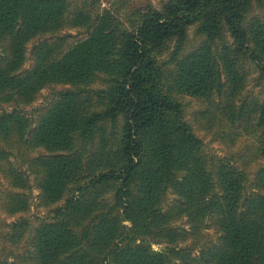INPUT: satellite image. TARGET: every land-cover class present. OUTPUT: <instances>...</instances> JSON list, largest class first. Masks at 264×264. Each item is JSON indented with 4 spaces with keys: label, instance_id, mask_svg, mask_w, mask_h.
<instances>
[{
    "label": "trees",
    "instance_id": "1",
    "mask_svg": "<svg viewBox=\"0 0 264 264\" xmlns=\"http://www.w3.org/2000/svg\"><path fill=\"white\" fill-rule=\"evenodd\" d=\"M119 2L0 0V264H264V0Z\"/></svg>",
    "mask_w": 264,
    "mask_h": 264
},
{
    "label": "rangeland",
    "instance_id": "2",
    "mask_svg": "<svg viewBox=\"0 0 264 264\" xmlns=\"http://www.w3.org/2000/svg\"><path fill=\"white\" fill-rule=\"evenodd\" d=\"M119 1H122L121 4L123 6L125 5L124 8L132 9V8H135V7H146L149 4H151V5L155 6V7H160L161 3L163 1H165V0H114V2H119ZM119 4H120V2H119ZM121 4H120V6L122 7ZM103 6L104 7L105 6H109V4L105 3ZM260 11H261V14H264V10H260ZM260 11H258V12L260 13ZM74 33H76V32H74ZM32 46H33V44L29 45V51L32 49ZM28 56H30V54H28ZM29 65H30V62L28 61L27 64H26V67H29ZM250 88L252 90H254V92H256V93H258L261 90L259 87H255V84H254L253 81H251V83H250ZM52 91H53L52 88H48V89L43 90L42 91L43 98L41 99L40 102L47 103L49 101V96L52 93ZM261 92L263 93L264 89H262ZM199 136L217 154H219V155H225L226 154V152L224 150V147L222 145H220L219 142L216 141L214 139V137L210 133H202V132H200ZM13 160L15 162L17 160L18 164L20 162L19 159L15 160L13 158ZM29 184H33V178H30ZM3 188H4V186L3 185L1 186V183H0V222H8V223H10L11 221L15 220L16 217L15 216H13V217L9 216L8 213L5 212L3 210V208H2V206H1V197H2V192L1 191L3 190ZM38 193L39 192H38L37 189H34L32 191V194H33V197H32V201H33L32 213L40 215V214H43V209L38 207V201H37V198H36ZM9 244L10 243H6V242H1L0 243V260L6 259L7 255L9 254L8 253L9 252V247H10Z\"/></svg>",
    "mask_w": 264,
    "mask_h": 264
}]
</instances>
